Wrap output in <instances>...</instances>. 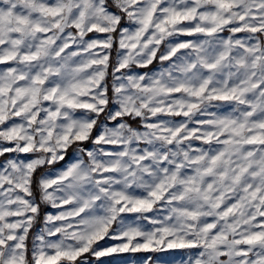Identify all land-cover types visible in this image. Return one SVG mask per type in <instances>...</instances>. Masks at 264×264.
Here are the masks:
<instances>
[{"label":"snow or ice","instance_id":"6c2138e0","mask_svg":"<svg viewBox=\"0 0 264 264\" xmlns=\"http://www.w3.org/2000/svg\"><path fill=\"white\" fill-rule=\"evenodd\" d=\"M0 264H264V0H0Z\"/></svg>","mask_w":264,"mask_h":264}]
</instances>
